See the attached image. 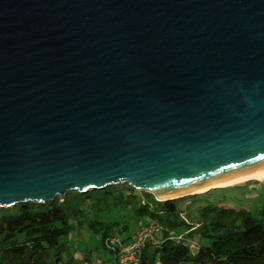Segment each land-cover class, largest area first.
I'll list each match as a JSON object with an SVG mask.
<instances>
[{"label":"water","instance_id":"1","mask_svg":"<svg viewBox=\"0 0 264 264\" xmlns=\"http://www.w3.org/2000/svg\"><path fill=\"white\" fill-rule=\"evenodd\" d=\"M263 171L264 0H0V209Z\"/></svg>","mask_w":264,"mask_h":264},{"label":"trees","instance_id":"2","mask_svg":"<svg viewBox=\"0 0 264 264\" xmlns=\"http://www.w3.org/2000/svg\"><path fill=\"white\" fill-rule=\"evenodd\" d=\"M232 187L159 202L149 194L135 195L127 185L110 186L69 193L49 204L23 203L0 209V264L82 262L84 257L71 254L69 239L84 216L85 205L97 216L127 209L136 218V228L124 237L122 234L130 230L125 221L95 218L86 224L88 235L95 236L107 251L106 264H119V248L110 246L111 239L127 245L136 230L150 226L158 243L144 246L139 264H264V204L259 217L254 218L244 209H227L206 200L209 193ZM189 199L200 202L198 215L191 221L182 218V203ZM170 235L180 239H171ZM66 252L71 259L65 257ZM86 254L98 258L91 252Z\"/></svg>","mask_w":264,"mask_h":264},{"label":"rangeland","instance_id":"3","mask_svg":"<svg viewBox=\"0 0 264 264\" xmlns=\"http://www.w3.org/2000/svg\"><path fill=\"white\" fill-rule=\"evenodd\" d=\"M117 186L123 185L121 184ZM133 193L140 196H144L146 194L144 191L136 189L133 190ZM206 200L215 202L214 204H219L227 209H244L252 217L258 218L260 210L264 204V181H249L240 185H236L232 188L216 190L206 195ZM199 203L200 202L198 200L193 201L191 199L184 201L182 203V206L185 208V211H183L182 218L188 221L196 218L198 215L197 210L199 209ZM83 210L84 216H81V222L74 230V235H72V237L69 239L72 251L71 254L75 255L76 258H81V256L84 257V260L82 262L76 264H106L105 260L108 257L107 251L103 250V248L99 246V242H97V238L95 236L88 235L86 224L91 219L95 218L103 221H119V223H123L125 221L129 225L130 230L128 233L126 232L122 234V236L124 237L128 234H132V232L136 228V218L133 213L127 209L114 211V213L111 215L98 216L93 214L89 205H85ZM139 231V229L136 230L134 235H136ZM157 243L158 241L153 236V240L148 241L144 246H155ZM87 252H91L93 257L98 258L89 257L86 254ZM71 254L69 252H66L65 257L71 259Z\"/></svg>","mask_w":264,"mask_h":264},{"label":"built area","instance_id":"4","mask_svg":"<svg viewBox=\"0 0 264 264\" xmlns=\"http://www.w3.org/2000/svg\"><path fill=\"white\" fill-rule=\"evenodd\" d=\"M153 227H144L141 228L140 231L134 235L131 242L127 245L121 244L120 239H111L110 246L118 247V261L119 264H139V253L143 249L145 243L153 240ZM171 239L178 240L180 237H176L174 235H170Z\"/></svg>","mask_w":264,"mask_h":264},{"label":"bare ground","instance_id":"5","mask_svg":"<svg viewBox=\"0 0 264 264\" xmlns=\"http://www.w3.org/2000/svg\"><path fill=\"white\" fill-rule=\"evenodd\" d=\"M249 181H259V182L264 181V171L256 173V174H253V175H250V176H247V177H244V178H239V179H235V180H231V181H226V182H222V183H217V184L205 186L202 189H199L197 191L190 192V190H189V191H186V192H183V193H178V194H175V195H171V196L164 197V198H158V199L175 198V197L181 196V195L186 194V193H189V194L195 193V192H198V193H202L203 192L204 193V191H206L207 189H209L211 187L226 188V187H232V186L240 185V184H243V183H246V182H249Z\"/></svg>","mask_w":264,"mask_h":264}]
</instances>
